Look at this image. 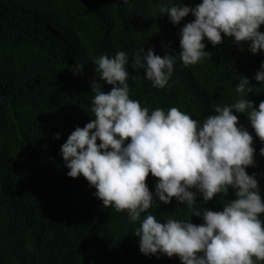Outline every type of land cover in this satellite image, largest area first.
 Masks as SVG:
<instances>
[{
	"label": "trees",
	"instance_id": "trees-1",
	"mask_svg": "<svg viewBox=\"0 0 264 264\" xmlns=\"http://www.w3.org/2000/svg\"><path fill=\"white\" fill-rule=\"evenodd\" d=\"M179 0H0V264H181L178 257L145 256L126 213L105 209L82 176L70 178L59 154L61 146L92 113L94 61L129 55L130 97L152 110L172 107L203 121L217 104L235 103L240 75L255 76L264 52L252 55L247 45L225 38L206 48L208 56L194 66L178 63L165 89L153 87L132 59L145 47L163 57L180 55L178 32L194 20L174 26L162 5ZM202 0H184L195 6ZM260 31L264 32V25ZM207 43V41H205ZM82 66L75 75L71 70ZM251 82L249 96L258 107L264 84ZM112 86L105 84L104 91ZM91 115L93 117H91ZM243 115V114H237ZM264 198V147L252 128ZM61 139L56 140V134ZM99 143V141H98ZM147 183L154 192L156 179ZM219 195L197 209L222 210ZM150 211L158 219H190L186 205L161 204ZM264 219V214H261ZM194 224L201 218L193 217ZM264 264V262H259Z\"/></svg>",
	"mask_w": 264,
	"mask_h": 264
},
{
	"label": "clouds",
	"instance_id": "clouds-1",
	"mask_svg": "<svg viewBox=\"0 0 264 264\" xmlns=\"http://www.w3.org/2000/svg\"><path fill=\"white\" fill-rule=\"evenodd\" d=\"M126 2V0H125ZM160 14L178 26L189 15L194 20L178 32L180 55L163 57L141 48L132 59L153 87L169 86L180 63L194 66L213 47L229 38L237 46L247 45L252 55L264 52V0H202L188 6L179 0L162 5ZM207 41V43L205 42ZM91 82L93 119L77 127L62 144L60 155L67 176H81L105 209L126 213L139 238V250L148 257H178L181 264H259L264 262V198L257 167L255 136L264 143V101L257 107L249 99V79L264 84V63L255 76L240 75L235 103L217 104L203 121L176 107L152 110L130 97L129 55L119 50L114 57L94 61ZM75 75L83 72L76 64ZM105 84L111 91L105 92ZM243 114V115H237ZM56 140L61 139L57 133ZM99 141V143H98ZM264 157V147L259 149ZM156 179L154 192L147 183ZM222 210L197 209L219 195ZM186 205L190 219H158L150 209L161 204ZM193 217L203 223L194 224Z\"/></svg>",
	"mask_w": 264,
	"mask_h": 264
}]
</instances>
